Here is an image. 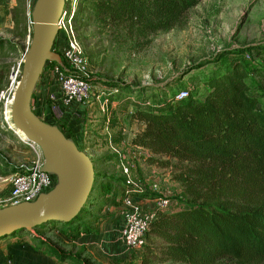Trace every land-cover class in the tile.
Returning a JSON list of instances; mask_svg holds the SVG:
<instances>
[{
  "label": "rangeland",
  "instance_id": "1",
  "mask_svg": "<svg viewBox=\"0 0 264 264\" xmlns=\"http://www.w3.org/2000/svg\"><path fill=\"white\" fill-rule=\"evenodd\" d=\"M94 3L95 0H66L65 16L71 19L77 39L93 69L94 91L91 102L99 99L100 103V100L105 99L108 103L113 100L111 102L114 107L113 116L107 121L105 113L108 111L101 104L103 109L99 108V113L94 118L100 121L95 126L85 124L81 127L83 141L77 143L78 148L93 162L97 173L94 176L96 188L101 182L108 181L109 175L122 176L116 155L107 147V141L111 139L134 162V180L148 190L152 181H158L161 190H156L153 194L164 193L170 200V207H176L180 200L186 198L183 185L175 178L183 170L184 164L175 159L168 160L165 155L156 157L168 161L169 165L150 163L147 157L151 153L131 147L130 139L127 138L134 137L131 133L139 130L137 122L131 125L129 116L138 100L136 90L141 86L153 89L168 87L174 90L184 88L197 89L201 95L203 91L209 90L203 80L213 70L240 62L239 72L245 83L255 89L258 99L256 106L264 112V75L253 71L257 66L264 68V53L254 49L255 45L264 44V0H199L173 26L143 32L129 29L124 24L114 25L103 21L91 8ZM32 8L33 6L31 9L27 7L25 0H0V208L10 205L7 201L11 189L10 175L29 167L34 158L16 133L17 129L13 126L10 115V99L21 73L19 77L17 74L14 78V75L16 71H21L23 63L20 50L28 49L32 38ZM78 9H81L80 17L74 19L72 16ZM53 49L57 50L56 42L53 43ZM117 83L121 84V88L115 92ZM98 94L100 97L96 99ZM116 111L117 114H114ZM87 118L90 119V116ZM60 120L55 119V122L58 124ZM61 126L64 128L65 125ZM68 136L69 139L74 138L72 133ZM98 192L96 190L88 197L84 204V214L87 215L89 225L104 234V238L109 230L114 237L116 231L113 228L116 229L118 219L123 216L122 210H105L102 194L95 198ZM151 203L155 204L149 202ZM56 224L55 229L49 227L42 230L40 226L33 228L34 233L25 232V235L29 234L31 239L32 235H39L56 249L79 252L94 264H186L164 259L160 250L162 241L153 236L146 239L145 246L125 254L114 245L113 248L104 246V241L98 240V243L87 245L80 243L78 239L67 241L60 235L58 228H67L69 223ZM114 240L120 243L118 235ZM37 243V239L31 241L23 258L34 257ZM101 243L102 249L99 248ZM1 244L4 242H0V246ZM45 255L53 258L52 264H57L54 257L47 253ZM3 257L13 259L7 251ZM39 262L51 264L50 260ZM212 264L237 263L224 257ZM250 264H264V259Z\"/></svg>",
  "mask_w": 264,
  "mask_h": 264
},
{
  "label": "trees",
  "instance_id": "2",
  "mask_svg": "<svg viewBox=\"0 0 264 264\" xmlns=\"http://www.w3.org/2000/svg\"><path fill=\"white\" fill-rule=\"evenodd\" d=\"M198 2L95 0L91 8L105 22L143 32L173 26ZM80 12L81 9L76 10L72 17H80ZM60 37L59 31L56 38ZM254 49L264 53V44L255 45ZM239 63L213 70L203 80L209 90L201 95L197 89H186L185 97L175 99L181 89L141 86L136 90L138 100L129 116L142 122L144 129L131 142L151 153L147 157L150 163L169 165L156 157L165 155L168 160L184 164L175 178L183 185L186 198L176 207H158L146 236L147 240L153 236L162 241L160 250L166 260L212 264L225 257L237 264H250L264 259V112L258 110L255 89L245 83ZM253 71L264 75L261 66ZM120 88L121 84H115V92ZM33 111L40 117L38 111ZM43 120L55 124L49 116ZM96 186L94 179L89 198L97 190L95 198L102 194L106 206H120L119 199L126 192L135 198L154 196L127 185L122 176L109 175L108 181ZM85 207L67 228L57 227L66 239L76 240L81 233L95 232L84 214ZM56 223L49 221L40 228L55 229ZM23 234L15 231L0 241L18 240ZM32 239L38 242L36 253L50 254L58 263L94 264L79 252L56 249L39 235H32ZM26 249L10 252L14 264H20L15 262L18 258L30 261L23 258ZM4 259L0 251V263Z\"/></svg>",
  "mask_w": 264,
  "mask_h": 264
},
{
  "label": "water",
  "instance_id": "3",
  "mask_svg": "<svg viewBox=\"0 0 264 264\" xmlns=\"http://www.w3.org/2000/svg\"><path fill=\"white\" fill-rule=\"evenodd\" d=\"M66 0H35L31 11L32 38L23 58L21 75L13 92L11 120L28 141L39 145L44 158L41 170L57 182L31 202L0 208V239L15 231L29 233L49 221L69 223L86 203L94 182L91 158L55 125L41 119L31 107L34 87L45 62L60 60L52 49ZM92 80V78H90Z\"/></svg>",
  "mask_w": 264,
  "mask_h": 264
},
{
  "label": "built area",
  "instance_id": "4",
  "mask_svg": "<svg viewBox=\"0 0 264 264\" xmlns=\"http://www.w3.org/2000/svg\"><path fill=\"white\" fill-rule=\"evenodd\" d=\"M25 1L29 9H31L35 2V0ZM66 12L67 11L64 7L62 17L58 22V32L60 31L64 40V45L61 47L59 53L60 60L50 62V64L48 63V68L47 64L43 68V74L49 76L52 83V86H50L45 92V99L48 110L54 117L53 119L59 118L61 106H70L72 103L87 105L93 100L94 85L93 81L90 80L93 69L88 56L83 51L81 44L77 39L71 19L66 18L65 16ZM55 39L54 43L57 42V38ZM20 73V70L16 71L14 78L17 74L19 77ZM18 80H16L14 89ZM186 95V89H181L175 95V99H181ZM99 97L100 95L98 94L96 99ZM11 102L12 97L10 99V104ZM102 104L106 107L107 101L105 99L102 100ZM32 109L34 108L32 107ZM106 120L108 121L109 119ZM107 125L108 124H106V126ZM19 132L20 131L16 130L20 140L27 146V149L31 152L34 158L29 167L17 170L10 175L11 189L7 196V201L10 205L20 202L34 201L39 194L52 189L57 182V177L53 173L41 170L44 158L39 145L35 142L28 141L25 135L22 132L21 134ZM107 143V147L117 157L119 171L122 177H124L127 185L150 193H153L156 190H161L158 181H152V183H150V190L146 189L140 183L138 184L134 180V162L129 160V158L120 151L118 145L113 143L111 139H108ZM130 145L136 149H143L141 146L133 143H130ZM141 199H151L155 202V207L151 209L143 208L137 203L135 196L129 192H126L119 199L123 216L121 224L117 228V235L118 240L125 245L127 251L139 249L145 244L151 221L156 215V209L158 207H170V200L162 192H158L153 198ZM113 208L114 206L107 205L104 209L110 211ZM31 232L34 233V229H32ZM0 264L14 263L10 257H6Z\"/></svg>",
  "mask_w": 264,
  "mask_h": 264
},
{
  "label": "crops",
  "instance_id": "5",
  "mask_svg": "<svg viewBox=\"0 0 264 264\" xmlns=\"http://www.w3.org/2000/svg\"><path fill=\"white\" fill-rule=\"evenodd\" d=\"M63 45H64V40H63V36L61 35V37L58 38L57 42H56V48H57L58 53H60V49ZM50 86H52V83L50 81V77L47 76L46 74H42L36 82L35 90L33 92V96L31 99V103H32L33 108L39 112L40 117L42 119L49 116V118L55 123L54 125L57 127H60V129L66 135H69V133H72L74 138L72 137L73 140L72 139L71 140L73 142L78 143V142L83 141L82 134L80 133V131L82 130L81 127L84 126L85 124L95 126L97 124V122L100 121V120H95L94 118H96L97 114L99 113V108L103 109V106L101 105L102 100H100V103H98L99 102V99H98L97 101L91 102V104H89V105L87 104L88 106H85L83 104H77V103H72L70 106H61L60 107V110H61L60 117L58 118L61 120H60V123H58L60 125H58L55 122V119H53L54 117L49 112L47 102L45 99V92ZM113 107H114L113 102H111L110 104L107 103L106 110L108 112H107V114L105 113L106 119H110V117L113 116V114H112ZM90 114H92V116ZM114 114H117V111ZM87 116H90V119L87 118ZM75 119L77 120L78 124L76 123ZM130 119H131V121H130L131 125L134 124V122L138 123L139 130L137 129V131L135 133H131V136H134L136 133H138L144 129V124L142 122L136 121L135 119H133L131 117H130ZM61 124L65 125L64 128L61 126ZM127 138L130 139V143H132L131 139L133 137L132 138L127 137ZM139 150H142L145 152L147 151L144 148L138 149V151ZM136 199H137V203L145 209H151V208L155 207V204H152V203L149 204V202H153L151 199H141V198H136ZM117 208L121 209L122 207H120V206L115 207L114 206L113 209L116 210ZM121 219H122V217H120L118 219L116 229L113 228V230L116 231V235H117V228L121 224ZM25 234H23L22 237H20L18 240H15L14 238H10V239H7V241H5V240L0 241V242H4V244H1V246H0V251H2L3 254H5V251H7L9 253L10 252H16V251L21 252L23 250V248H25V246L28 247V245L31 244V241H33L31 238H29V234H27V235H25ZM60 235L63 238H65L62 234H60ZM114 237L112 236V233L110 230L107 231V233L105 234V238H104V234L97 232L95 229V232H92V233H81L80 237L78 238V241H80V243H84L86 245L98 243V240L104 241L105 242L104 246L113 248V245H114V247L116 249L118 248L121 250V253L126 254V252H128V251H127L125 245L121 242L118 243L117 240H114ZM66 240L67 241H75V240H69V239H66ZM101 245H102V243L99 244V248L102 247ZM2 247H4V249H1ZM45 254L46 253H44V252H37L34 254V257L32 259H29L30 260L29 262L24 261V259H21V258H18L15 262L16 263L20 262V264H40L39 261H41V260H45V261L50 260V262L52 264L53 258H48L47 255H45ZM51 257H53V256H51ZM57 264H60V263L57 262Z\"/></svg>",
  "mask_w": 264,
  "mask_h": 264
},
{
  "label": "bare ground",
  "instance_id": "6",
  "mask_svg": "<svg viewBox=\"0 0 264 264\" xmlns=\"http://www.w3.org/2000/svg\"><path fill=\"white\" fill-rule=\"evenodd\" d=\"M18 130V129H17ZM20 131V130H19ZM21 132V131H20Z\"/></svg>",
  "mask_w": 264,
  "mask_h": 264
}]
</instances>
